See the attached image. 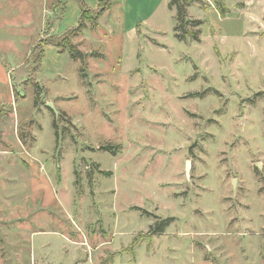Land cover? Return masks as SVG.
<instances>
[{"label": "rangeland", "instance_id": "rangeland-1", "mask_svg": "<svg viewBox=\"0 0 264 264\" xmlns=\"http://www.w3.org/2000/svg\"><path fill=\"white\" fill-rule=\"evenodd\" d=\"M59 1L0 0V264H264V0H108L85 61L101 0Z\"/></svg>", "mask_w": 264, "mask_h": 264}, {"label": "trees", "instance_id": "trees-1", "mask_svg": "<svg viewBox=\"0 0 264 264\" xmlns=\"http://www.w3.org/2000/svg\"><path fill=\"white\" fill-rule=\"evenodd\" d=\"M63 1L64 0H60L59 1L60 4H62ZM103 1H104V3H103ZM191 1H193V0H170L169 8H171V9L174 7L176 8V15H175V19L177 21V25L175 26L176 31L182 30L184 33L187 32V25L191 22L187 18V3L191 2ZM216 4H217L218 9L220 10L221 13L226 12L227 8H226L223 1L216 0ZM108 7H109V1L108 0H101L100 7H98L97 9H91V8L86 7L85 5H82V13L80 16V21H79L78 26H76L72 30H70V33L67 34V36L65 37V39L67 38L69 41L68 50H69L71 56L73 57V59H75V60L81 59L82 61H85L86 58L90 54L81 50L77 44H74L72 42L71 38L79 35L82 32L83 28L87 26V23H86L87 21L91 22L93 27H97L99 24V18L105 13V11L108 9ZM88 13H90V17L87 16ZM45 27L46 28L44 29L43 33H49L53 27L52 21L50 19H48V21L46 22ZM193 35H196V34H193ZM177 37H182V34H178ZM47 43L48 42H44V40H41V42L38 44V46L35 47L34 52L35 51L38 52L37 57H36V63L38 65L43 58L44 46ZM92 55H98V54L96 52H92ZM39 66H37L36 70H38ZM33 86H34L35 92H36L35 104L37 106L38 96L43 91V86L36 79L33 82ZM16 98H18L17 95H16ZM4 108H5V106L0 104V124L3 121V119L5 117H7L6 113L4 112V110H5ZM53 126L54 127L57 126L56 121L53 122ZM109 148L110 147H105L104 149L109 150ZM172 221H173V218H164V219L156 221L151 226L150 233L155 234V235H159V234L165 232L166 229L170 226Z\"/></svg>", "mask_w": 264, "mask_h": 264}, {"label": "crops", "instance_id": "crops-1", "mask_svg": "<svg viewBox=\"0 0 264 264\" xmlns=\"http://www.w3.org/2000/svg\"><path fill=\"white\" fill-rule=\"evenodd\" d=\"M53 1H55V0H53ZM47 19H48V17H47ZM47 19H46V16H45V19H44L45 21L41 22V24L39 25V26H41V28H40L41 31H44ZM32 25H34V27L38 28V26L35 25L34 23L32 24V22H30L28 24L27 28L29 30H31L33 28ZM52 30L53 29H51V31L48 34H49V36L54 38L57 35L52 33L53 32ZM79 35L81 36V33ZM79 35H77V36H79ZM77 36H75L74 39ZM12 45L15 47V50L18 49L16 47V45H14V44H12ZM15 50H12V51H9V52L0 53V104L1 105L11 104L10 103V99L6 100V98H5L6 95H5L4 90L2 89L3 87L9 88V91H10L9 97L12 96V94L14 93L15 101H16V93H15V86H14V70L16 68H19L21 65H24L26 59L25 58H21V56H19L20 52H16ZM8 53L10 54V56L7 55ZM15 56H17V57H15ZM9 59H11V61H9ZM1 97H3V99H1Z\"/></svg>", "mask_w": 264, "mask_h": 264}, {"label": "water", "instance_id": "water-1", "mask_svg": "<svg viewBox=\"0 0 264 264\" xmlns=\"http://www.w3.org/2000/svg\"><path fill=\"white\" fill-rule=\"evenodd\" d=\"M51 104V103H50ZM52 105V104H51ZM190 165H191V162L190 161H188V168H190Z\"/></svg>", "mask_w": 264, "mask_h": 264}]
</instances>
